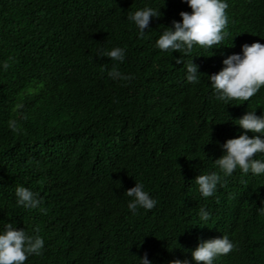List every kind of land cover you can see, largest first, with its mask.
I'll return each mask as SVG.
<instances>
[{"label": "trees", "instance_id": "1", "mask_svg": "<svg viewBox=\"0 0 264 264\" xmlns=\"http://www.w3.org/2000/svg\"><path fill=\"white\" fill-rule=\"evenodd\" d=\"M227 2L219 48L184 57L201 73L189 84L176 63L184 54L154 47L192 11L183 0H0V229L39 228L45 242L25 264H139L145 254L168 264L222 235L236 247L215 264H264V174L238 168L209 198L194 181L219 172L220 145L245 131L236 119L264 114V86L226 103L207 76L243 44L264 43V0ZM146 6L161 16L139 38L127 16ZM114 47L126 49L122 63L97 56ZM114 69L132 79L113 80ZM135 181L158 203L133 215L126 191ZM18 185L48 213L18 206ZM200 207L211 212L206 225Z\"/></svg>", "mask_w": 264, "mask_h": 264}, {"label": "clouds", "instance_id": "2", "mask_svg": "<svg viewBox=\"0 0 264 264\" xmlns=\"http://www.w3.org/2000/svg\"><path fill=\"white\" fill-rule=\"evenodd\" d=\"M183 2L192 11H181L179 15L182 20H173L172 25L166 27L159 35L154 47L163 52L183 53L184 56L176 59V63L182 64L186 69L187 83L199 84L201 74L199 65L193 62V57L187 62L184 57L188 56L196 46L212 50L222 44L228 35L226 10L229 4L227 0H183ZM160 13V10L146 6L129 13L127 19L138 30L139 38H144L145 33L151 29L149 25L152 18H159ZM241 48V53L231 54L223 59L222 70L207 75L217 101L226 103L232 100L249 101L264 86V43H245ZM97 56L108 57L122 63L126 58V49L114 47L106 51L100 48L97 50ZM8 67L9 64L4 62V70ZM108 75L113 80L132 79L131 76L124 75L115 69ZM235 121H237L235 124L245 131L237 138L228 139L220 145L223 154L213 161L214 167L219 169V172L199 174L194 179L200 195L204 198L214 196L218 185H223L222 177L232 176L238 168L244 174L250 173L254 176L264 174V114L257 115L256 111L249 110L242 118ZM10 127L13 131L18 130L15 122H12ZM248 132L254 135L249 136ZM257 154L261 158H257ZM126 193L131 198L128 202V209L133 215L137 214L140 209L150 211L158 203L145 190L143 182L135 181V186L128 189ZM15 196L18 206L39 210L45 215L48 213V209L43 206V200L32 189L18 185L15 189ZM258 211L264 216V207L258 208ZM198 216L206 225L211 212L200 207ZM39 231V228H36L35 234H29L24 229H18L12 223L6 222L0 229V264H25L30 256L42 255L45 242L43 237L38 235ZM235 247L236 245L228 235L201 240L195 249L189 250L191 260L174 259L168 261V264H193V262L195 264H215L218 257L229 254ZM139 264H153V261L145 254L139 258Z\"/></svg>", "mask_w": 264, "mask_h": 264}]
</instances>
